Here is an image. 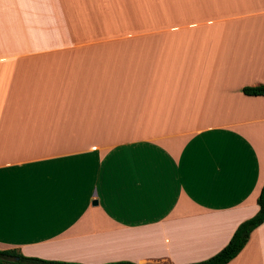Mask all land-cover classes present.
<instances>
[{
  "label": "crops",
  "instance_id": "obj_1",
  "mask_svg": "<svg viewBox=\"0 0 264 264\" xmlns=\"http://www.w3.org/2000/svg\"><path fill=\"white\" fill-rule=\"evenodd\" d=\"M256 85L264 0H0V249L210 257L258 209ZM226 264H264V222Z\"/></svg>",
  "mask_w": 264,
  "mask_h": 264
},
{
  "label": "trees",
  "instance_id": "obj_2",
  "mask_svg": "<svg viewBox=\"0 0 264 264\" xmlns=\"http://www.w3.org/2000/svg\"><path fill=\"white\" fill-rule=\"evenodd\" d=\"M242 91L247 95H263L264 85L245 86ZM258 209L254 215L241 221L233 231L228 242L210 257L182 264H226L233 259L246 245L250 233L264 222V183L256 199ZM0 264H83L59 260H47L25 256L15 249H0ZM104 264H137L130 261H115ZM155 264V263H144Z\"/></svg>",
  "mask_w": 264,
  "mask_h": 264
},
{
  "label": "water",
  "instance_id": "obj_3",
  "mask_svg": "<svg viewBox=\"0 0 264 264\" xmlns=\"http://www.w3.org/2000/svg\"><path fill=\"white\" fill-rule=\"evenodd\" d=\"M93 203H94V204H96V203H97V201H96V200H94V201H93Z\"/></svg>",
  "mask_w": 264,
  "mask_h": 264
}]
</instances>
